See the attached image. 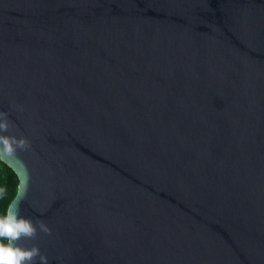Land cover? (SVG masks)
<instances>
[{
  "label": "water",
  "instance_id": "obj_1",
  "mask_svg": "<svg viewBox=\"0 0 264 264\" xmlns=\"http://www.w3.org/2000/svg\"><path fill=\"white\" fill-rule=\"evenodd\" d=\"M0 112L48 264H264V0H0Z\"/></svg>",
  "mask_w": 264,
  "mask_h": 264
},
{
  "label": "clouds",
  "instance_id": "obj_2",
  "mask_svg": "<svg viewBox=\"0 0 264 264\" xmlns=\"http://www.w3.org/2000/svg\"><path fill=\"white\" fill-rule=\"evenodd\" d=\"M8 114L0 112V160L16 157L18 150H27L30 142L24 138L7 135L10 128ZM4 189L0 188V197ZM42 232L51 235V228L43 221H36L20 214L19 205L14 203L0 215V264H48V257L40 252L38 246L26 247L19 241L35 239Z\"/></svg>",
  "mask_w": 264,
  "mask_h": 264
},
{
  "label": "trees",
  "instance_id": "obj_3",
  "mask_svg": "<svg viewBox=\"0 0 264 264\" xmlns=\"http://www.w3.org/2000/svg\"><path fill=\"white\" fill-rule=\"evenodd\" d=\"M18 180L14 172L0 161V188L4 189V194L0 197V215L14 199L17 192Z\"/></svg>",
  "mask_w": 264,
  "mask_h": 264
}]
</instances>
